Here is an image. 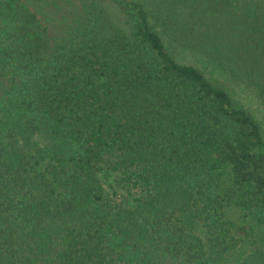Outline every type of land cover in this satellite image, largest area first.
Here are the masks:
<instances>
[{"label": "trees", "instance_id": "trees-1", "mask_svg": "<svg viewBox=\"0 0 264 264\" xmlns=\"http://www.w3.org/2000/svg\"><path fill=\"white\" fill-rule=\"evenodd\" d=\"M36 1L0 0V264H264L262 128L171 53L223 62L212 35L235 49L250 24L187 0H154L151 23L141 0H106L120 24L90 1L54 35Z\"/></svg>", "mask_w": 264, "mask_h": 264}, {"label": "rangeland", "instance_id": "rangeland-1", "mask_svg": "<svg viewBox=\"0 0 264 264\" xmlns=\"http://www.w3.org/2000/svg\"><path fill=\"white\" fill-rule=\"evenodd\" d=\"M90 1L100 2L107 11V16L112 26L118 25L123 21L120 9L106 0H37L36 2L38 14L50 31L54 35H61L67 19L72 16L75 6H80L84 2ZM141 1L145 6L151 23H156L158 18H160L158 22H164L163 17L161 20L160 15L162 16V13L156 1ZM185 4L191 6L197 4L201 8L210 6L216 10V13L220 11L218 15L221 16V19L227 18L238 21L242 24V27L243 23L250 24L248 26L250 33L249 43L236 46L237 48L235 49L229 46V43H231L230 38H227L229 34L224 28L222 30L226 34L221 41L212 35L217 40L218 48L221 50V57L225 59L223 62L220 58L210 62L200 55L194 58L184 52H178L179 50L176 48L171 53L180 63L192 64V61L195 60L196 62H193V64L198 66L209 80L223 85L229 91L234 102L246 109L254 117L260 124L264 135V0H187ZM182 5L183 3H180L177 8H174L176 10L173 13L174 19L180 20L184 17L179 14ZM186 17L190 19L191 14ZM182 21L184 22L183 19ZM168 27L180 33L175 26L168 25ZM194 33L195 38L197 35L200 36L198 31H194ZM218 34H221V32L215 35ZM243 35L242 32L238 33L237 40L239 42H242ZM227 57H233V61L227 60ZM223 64L225 66L223 68L226 71L229 70V67L233 68V75L219 71ZM98 175L105 194L116 202L123 200L127 194V189L124 183L121 182L120 175L111 172L105 164L100 167Z\"/></svg>", "mask_w": 264, "mask_h": 264}]
</instances>
